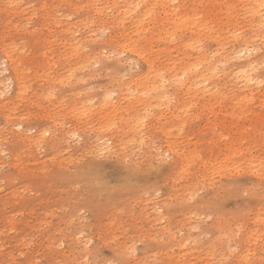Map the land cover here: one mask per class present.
I'll list each match as a JSON object with an SVG mask.
<instances>
[{
    "label": "rangeland",
    "instance_id": "374dc122",
    "mask_svg": "<svg viewBox=\"0 0 264 264\" xmlns=\"http://www.w3.org/2000/svg\"><path fill=\"white\" fill-rule=\"evenodd\" d=\"M130 1L152 2L0 0V80L11 83L0 88V264H264V47L250 55L260 87L241 106L195 91L182 99L170 84L159 101L134 79L146 74L148 56L158 67L221 51L218 28L228 13L245 25L241 0L170 2L166 9L182 4L196 14L193 33L179 34L148 23L164 16L155 4L146 30L121 35L112 18ZM122 16L129 27L131 16ZM113 36L137 41L143 53L111 47ZM10 48L25 79L21 97L5 58ZM227 81H214L211 93L231 99L237 88ZM120 92L129 96L116 113L101 108ZM135 118L141 125L133 129ZM45 129L51 135L37 139ZM103 133L119 139L117 154L92 153ZM231 141L237 152L225 161ZM167 144L180 155L174 169L151 153ZM87 165L94 175L80 178Z\"/></svg>",
    "mask_w": 264,
    "mask_h": 264
},
{
    "label": "bare ground",
    "instance_id": "6f19581e",
    "mask_svg": "<svg viewBox=\"0 0 264 264\" xmlns=\"http://www.w3.org/2000/svg\"><path fill=\"white\" fill-rule=\"evenodd\" d=\"M173 1L175 2L176 0H152L151 3H147L143 6H139L138 2L130 1V2L126 3L125 5L123 4L125 9L122 12H121L120 8L119 9L117 8L115 13H118L119 11L120 12L118 14H116L118 17L112 18V21L117 22L116 24L121 27V30H123L121 35H123L126 30H129L130 33L135 32L138 34V32L141 33V31L147 29L146 25H144L143 22H145L147 19L151 18L153 11H154L153 7L155 6V4L161 3L166 9L168 7L166 5L169 4L170 2H173ZM90 2H93V0H90ZM240 2L243 4L242 11H243V14L245 17V20L243 18V20L245 21V25L243 26L241 24L242 20H240V17L238 14L233 15L232 13H228L229 16H228L227 22L225 24H221V26L218 28L220 31V35H219L220 38L223 40H226L225 42L221 43V44H224L221 51L219 49H217L215 52H212V54L200 53V55H198V54L188 55L187 57H183V59H181L179 62H177L175 60H170V59H168V62H166L167 60L166 61L164 60L163 62L158 63V67L154 66V59H152L151 56H148V59L146 60L147 72L142 77L134 78L135 80H137L135 82V84H136L135 87L147 90L148 93L150 92L152 94L151 96L153 99L157 98L159 101H161V99L164 96V94L162 92H163V87L166 84L173 85V87H175V91L177 92L176 94L182 95V99H184V98L188 99L187 97H183V96L190 95L194 91L195 92H201V95L202 94H210L211 97H214V98L224 97L225 99H227L229 101L230 100L234 101L231 103H234V105H236V106H241L244 102H249L253 98L255 99V97H253L254 96L253 93L255 90H257L260 87V82L257 81V79L255 78V75H254V73L256 74V70H255V66H254V63L256 60L251 58L250 55H251V53H253V51H257V50H259V48L264 47V0H241ZM93 3H96V1H94ZM109 4H111V3H109ZM179 4H180V2H179ZM170 8H168L164 11L163 18H158V17L152 18L151 20L148 21V23L153 24V27H156L158 25H160V26L169 25L170 27H168V28L169 29L171 28L174 31L182 30L183 28H185V29L189 30L190 33H193V31H192L193 28H195L197 26V24L195 23V19H194V16L196 14L189 15V14L185 13L183 11V9H181L182 4L178 5L176 7H173V4H172V5H170ZM97 11H98L97 14L100 15L103 12V9H100ZM110 14H111V12H110ZM126 14L131 16L128 19L129 20V27L124 26V23H123L124 18H123V16L121 17V15H126ZM155 15H156V13H155ZM241 19H242V17H241ZM223 26H225L224 30H223ZM203 29H206V28H203ZM93 31H94V29H93ZM164 31H167V30L165 29ZM66 32L70 33L69 30H66ZM178 34H179V32H178ZM161 35L158 34V36H161ZM131 37H132V35H130V38ZM144 39H145V37H144ZM67 40H68V42H70L69 39H67ZM147 42L152 44L151 40H148ZM190 43H193L192 39H189L187 41V43L185 44V46H190ZM215 43H216V45H218L217 41H215ZM109 44L111 47L120 48L122 51L128 50L131 52L134 51V52L138 53L137 50H139L140 55L143 53L140 50L141 49L140 45L137 47V45H138L137 41L125 40L124 43H121L118 41L116 36H113L110 38ZM74 45L76 46V44H74V43L68 44V46L72 47V52H74L76 50ZM79 47L77 49H79ZM155 48L156 47H154L153 49H155ZM159 49H161V48L159 47ZM16 50H13L12 48H10V51H8V52L5 51V58H6V62L9 63V67L13 72L11 79L14 80V83H15L16 87L18 88V94L17 95L19 97H21L22 93H23V88L20 85H21V83L24 82L25 79H24L23 74H20L19 70H18V67H19L18 62L20 61V57H18V58H16L17 56L15 57L14 52ZM115 52H120V51H115ZM170 54H171V52H170ZM82 56H83V54H82ZM234 59H238V60L242 59V62H240L238 65H230V62ZM91 63H93V62H91ZM227 63H229V65H230L228 68L226 67ZM257 65H258V63H257ZM226 70H229V72L226 73L225 72ZM3 71H5V70H3ZM253 71H255V72H253ZM220 73H222L223 77L220 76ZM219 79H225L226 81L228 80L229 83L230 82L234 83L233 85L237 88L235 90L237 93H233L230 96L231 99H229L227 97V93H221V92H215V91L211 93V90H210V88L212 87L211 84H213L214 81L217 82ZM7 81H10L9 78L7 79ZM53 81H55V80H53ZM1 82H0V88L2 87V88H4V90H3L4 92H8L7 90L10 87L11 83L5 84V82H2V83ZM224 86H222V87H224ZM262 88H263V86H262ZM213 89H214V87H212V91H213ZM9 90H10V88H9ZM263 93H264V91H263ZM1 94H4V93H2L0 91V99L3 96ZM219 94H221V95H219ZM128 96H129V93L127 94V93L120 92V95L114 99L116 101V103H113L114 102L113 100H108V99L104 98L105 100H104L103 104L101 105V108H103L109 114L116 113V111L120 109L119 107H121L122 103L126 100V98ZM149 99H151V98H149ZM212 101H213V99H212ZM262 102L264 103V100ZM251 105H253V104H251ZM229 112H231V111H229ZM260 114H262V113H260ZM257 118H259V116H257L255 119H257ZM257 123H258V120H255L254 122H252L255 129H257V127H258ZM140 125H141V121L138 120V118H135V120L131 122V127L133 129H136V127L137 126L139 127ZM54 128L56 129V130H54V132L58 133L59 132L58 128L55 126H54ZM52 134H53V132H52ZM44 135H51V133L48 129H45L39 133V136H38L39 138H37V139H41V140L43 139L44 140ZM79 135H81V134H79ZM104 135H105V133L101 134V136H104ZM66 138H67V136H66ZM101 140H102V142L98 143ZM94 142L96 143V145L93 147L94 150H92V153L95 156H103V157L104 156H111L112 154H117L118 150L121 148V146H119L120 145L119 139L112 136V135H109V134L108 135L106 134L104 137H101V138L98 137L97 139H95ZM38 143L39 142L37 141V144ZM118 146H119V148H118ZM233 146H234L233 142L231 141L230 147L228 148L230 153L225 155V158H224L225 161L231 160V155L236 154L237 149H233ZM90 147H92V146H90ZM167 147L168 148L165 149V151L163 153L157 152L154 149H153L154 151L151 150V153H154L153 156L157 157V159H159L160 161H166L169 159L168 165H169V167L174 169L180 163V155L178 154V152L176 151V149L173 146L167 144ZM169 157H171V158H169ZM255 158H257V157H255ZM252 163H253L252 160H250L249 164L252 165ZM259 166H261V165H259ZM87 167L88 168H86V170H85L87 172H79L76 174L80 178H84L85 175H94V171H96V169L93 168L92 165H87ZM181 167H183V166H181ZM249 167H251V166H249ZM252 167L254 169H256L255 167H257V166L252 165ZM248 169H250V168H248ZM254 169H252V170H254ZM255 171L257 173L259 172L258 169H256ZM129 177H131V176H129ZM102 180H104V179H102ZM95 181H96V179H95ZM119 186H121V185H119ZM99 187L105 189L106 186L103 187L101 185ZM116 191L117 190H115V193H116ZM118 192H119V190H118ZM107 198H109V197H107ZM106 202H108V201H106ZM125 254L127 255V253H125ZM125 254H122L121 257H124ZM126 263H127V261L124 260L123 264H126Z\"/></svg>",
    "mask_w": 264,
    "mask_h": 264
}]
</instances>
